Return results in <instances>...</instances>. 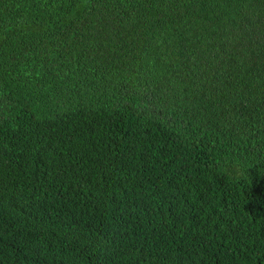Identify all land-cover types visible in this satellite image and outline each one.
Wrapping results in <instances>:
<instances>
[{
	"label": "trees",
	"instance_id": "trees-1",
	"mask_svg": "<svg viewBox=\"0 0 264 264\" xmlns=\"http://www.w3.org/2000/svg\"><path fill=\"white\" fill-rule=\"evenodd\" d=\"M0 264H264V0H0Z\"/></svg>",
	"mask_w": 264,
	"mask_h": 264
}]
</instances>
